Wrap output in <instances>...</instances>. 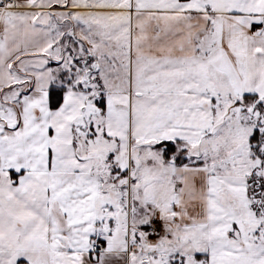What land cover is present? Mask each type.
<instances>
[{"label": "snow or ice", "instance_id": "snow-or-ice-1", "mask_svg": "<svg viewBox=\"0 0 264 264\" xmlns=\"http://www.w3.org/2000/svg\"><path fill=\"white\" fill-rule=\"evenodd\" d=\"M0 264H264V0H0Z\"/></svg>", "mask_w": 264, "mask_h": 264}]
</instances>
